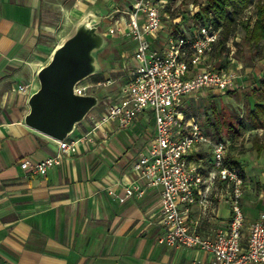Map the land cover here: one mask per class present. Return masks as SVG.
I'll return each instance as SVG.
<instances>
[{"label": "crops", "instance_id": "1", "mask_svg": "<svg viewBox=\"0 0 264 264\" xmlns=\"http://www.w3.org/2000/svg\"><path fill=\"white\" fill-rule=\"evenodd\" d=\"M99 1L113 10L112 15L122 11L117 0H0V264H193L196 259L209 260V253L159 243L164 232L160 186L147 187L144 197L124 203L109 193V189L125 193L136 177L135 160L156 132L155 119L148 112L125 129L116 121L95 128V120L119 99L128 66L137 64L132 40L133 49L124 61L127 68L111 70L120 71V79L106 77L114 80L109 86H115L111 88L115 93L68 137L90 134L88 139L64 153L59 140L25 122L29 98L39 88L36 72L44 66L34 56L52 45L51 36L66 39L88 12L102 13L104 5ZM178 25L177 31H194ZM168 32L163 28L158 39H152L155 45L161 46ZM207 65H213L210 55L193 72ZM246 78L242 68V88L247 86ZM23 84L26 90L20 89ZM60 153L59 164L46 175L32 174L20 165L26 157L41 160ZM202 158L210 167L211 155ZM261 196L255 203L242 199L244 242L247 227L264 211ZM231 216L232 191L222 181L212 186L208 203L199 200L190 208L192 226L205 237L225 229Z\"/></svg>", "mask_w": 264, "mask_h": 264}, {"label": "built area", "instance_id": "2", "mask_svg": "<svg viewBox=\"0 0 264 264\" xmlns=\"http://www.w3.org/2000/svg\"><path fill=\"white\" fill-rule=\"evenodd\" d=\"M169 0H135L127 10L111 15L108 36H126L135 43L133 58L137 64L125 75L118 100L95 120V128L116 121L121 129L131 127L145 112L153 115L156 132L150 146L139 154L133 164L135 179L124 194L113 189L109 193L121 203L132 197H144L147 187L160 186L161 215L164 232L158 241L167 247H185L211 254V259H196L193 264H261L264 263V211L251 223L244 242L246 216L242 206L244 177L237 167L228 163L230 143L218 140L205 125L189 116L184 99L193 93H223L241 87L242 66L231 57L232 67L211 65L196 70L214 51L220 29L211 24H196L192 34L169 29L160 46L152 40L165 28L163 9ZM199 10V9H198ZM194 14V13H193ZM127 15V17H126ZM114 83L106 79L77 83L75 93L87 95L94 88ZM26 90L27 85H20ZM80 139L59 140L62 152L78 145ZM211 155L206 167L202 156ZM61 153L45 159L24 158L21 167L35 175H46L59 164ZM218 181L232 191V216L225 229L214 237H205L192 226L190 208L199 200L209 202V195Z\"/></svg>", "mask_w": 264, "mask_h": 264}, {"label": "rangeland", "instance_id": "3", "mask_svg": "<svg viewBox=\"0 0 264 264\" xmlns=\"http://www.w3.org/2000/svg\"><path fill=\"white\" fill-rule=\"evenodd\" d=\"M134 0H117L121 5L122 11L127 10L129 3ZM170 4L163 9V19L165 28L176 29L177 24L184 27L186 30L195 29L194 14L200 9V6L207 0H169ZM258 0H253V3L246 10L245 16L251 17L255 14V3ZM100 3L102 9V22L101 27L106 32L111 25L113 10L107 9V4ZM118 7V6H117ZM194 13V14H193ZM109 16H105L108 15ZM117 16V15H115ZM127 17V15H126ZM77 24L74 25V28ZM244 30L239 27L232 35L231 41L227 44V49H218L217 53L211 54L212 67L220 68L232 67L231 57H234L243 68V73H247L246 87H239L232 93L223 92L216 93L212 91H202L193 93L186 97L183 106L189 116H193L200 120L215 136L214 124L219 123L221 127L222 138L228 140L230 143L229 156L241 164V169L244 174L245 192L242 197L247 198L253 203L263 195L264 198V150L258 151V145H264V127L256 128L253 123L248 119L246 114L247 101L250 107H253L256 98L251 94L253 87L257 86L259 79L264 75V46H251L244 39ZM52 45L41 51L38 56H34V60L43 61L42 64H47L52 56L53 50L58 42L62 41L60 38L55 39L51 36ZM110 45L105 50L103 57H100L102 63L103 77L101 80H106L107 76L111 78L120 79V71H111L118 68L126 69L124 63L125 58H128L133 49L131 39L126 36H109ZM38 67V66H37ZM131 66H128V69ZM127 71V70H126ZM257 74V75H256ZM256 75V77L254 76ZM36 81L40 86L38 71L36 72ZM87 81L96 83L94 77L90 76ZM26 85V84H23ZM115 85V84H114ZM38 86V87H39ZM115 86H98L94 88V92L99 95L100 102L97 108L102 109L108 100V97L115 91L111 89ZM248 96V97H247ZM94 108V109H95ZM92 112V111H91ZM91 112L88 116H90ZM87 116V117H88ZM86 117V118H87ZM210 118L211 124L206 125L207 119ZM84 121V120H83ZM82 121V122H83ZM81 123V122H80ZM152 129V126H150ZM262 197V196H261ZM241 199V202H242Z\"/></svg>", "mask_w": 264, "mask_h": 264}, {"label": "water", "instance_id": "4", "mask_svg": "<svg viewBox=\"0 0 264 264\" xmlns=\"http://www.w3.org/2000/svg\"><path fill=\"white\" fill-rule=\"evenodd\" d=\"M102 18L100 11L85 14L55 47L50 61L38 70L40 86L29 98L28 126L65 140L98 106V94H76L75 86L102 70L100 57L110 45L101 27Z\"/></svg>", "mask_w": 264, "mask_h": 264}, {"label": "trees", "instance_id": "5", "mask_svg": "<svg viewBox=\"0 0 264 264\" xmlns=\"http://www.w3.org/2000/svg\"><path fill=\"white\" fill-rule=\"evenodd\" d=\"M253 0H207L200 6V9L194 14L196 24H211L215 28L220 29V37L215 44L212 54L217 53L218 49H227V44L231 41L232 35H235L237 29L242 27L244 30V39L251 46H264V0H258L255 3L256 11L251 17H246L245 13ZM177 29L179 25L177 24ZM104 53L101 55L103 57ZM220 68H224L221 66ZM92 77L96 83L103 81V71H100ZM259 84L253 87L251 94L256 98L253 107H250L248 101L246 106V114L248 119L253 123L254 127H264V75L259 79ZM234 90L228 91L232 93ZM247 96V97H248ZM211 124L210 118L207 119L206 125ZM215 138L223 140L221 127L219 123L214 124ZM258 151L264 150V145H258ZM228 163L237 167L244 177L241 164L228 157Z\"/></svg>", "mask_w": 264, "mask_h": 264}]
</instances>
